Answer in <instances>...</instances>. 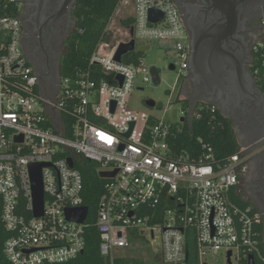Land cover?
<instances>
[{
    "label": "built area",
    "instance_id": "2783aa9c",
    "mask_svg": "<svg viewBox=\"0 0 264 264\" xmlns=\"http://www.w3.org/2000/svg\"><path fill=\"white\" fill-rule=\"evenodd\" d=\"M20 1L0 0V218L10 234L3 247L6 260L64 264L84 253L89 211L77 223L66 220L65 210L86 207L80 171L85 160L96 164L98 176L115 173L99 177L103 193L93 217L100 255L109 264L125 258L145 263L127 255L139 242L156 244L154 264H228V253L230 264H242L241 259L247 264L249 256L264 264L256 239L263 214L233 201V195H241L246 202L239 190L240 168L264 153V137L240 147L221 165L204 145L198 158L177 154L170 145L192 118L180 100L190 50L174 0H118L107 26L111 39L98 44L88 68L52 79L36 77L24 57L19 13L10 14L13 4L20 12ZM150 13L161 18L151 22ZM260 26L264 31V17ZM137 40L172 43L171 64L183 84L178 93L175 86L167 92L161 111L167 113L179 102L176 123L130 107L133 91L152 83L151 67L141 56L146 51L139 53L149 45L137 49ZM131 41L133 51L117 62L119 46ZM256 54L264 67V39L254 45L250 64L264 97ZM31 166H41L39 218L33 216ZM255 198L260 201L256 192Z\"/></svg>",
    "mask_w": 264,
    "mask_h": 264
},
{
    "label": "flooded vegetation",
    "instance_id": "af4514ba",
    "mask_svg": "<svg viewBox=\"0 0 264 264\" xmlns=\"http://www.w3.org/2000/svg\"><path fill=\"white\" fill-rule=\"evenodd\" d=\"M77 1V0H76ZM76 1L71 0H21L18 15L21 46L24 57L39 75H48L52 79L59 71L60 63L66 54V43L75 32L76 21L73 16ZM185 23L196 32L213 34L218 37L219 27L216 14H210L204 20L198 19L204 14L203 0H174ZM203 8V9H201ZM264 16V0H247L242 7L236 32L230 41L231 53L243 65L241 93L236 101H229L225 113L235 128V135L242 143H252L264 137V97L250 70L253 61V46L264 39L260 19ZM234 29V30H235ZM212 36V37H213ZM205 38L204 50L213 53V38ZM188 69V75H189ZM250 76V77H249ZM252 79V80H251ZM188 84V85H186ZM240 84V83H239ZM191 96L196 104L206 96L202 85H190L188 80L181 91ZM254 184L264 200V153H258L240 168V184Z\"/></svg>",
    "mask_w": 264,
    "mask_h": 264
},
{
    "label": "trees",
    "instance_id": "16d2710c",
    "mask_svg": "<svg viewBox=\"0 0 264 264\" xmlns=\"http://www.w3.org/2000/svg\"><path fill=\"white\" fill-rule=\"evenodd\" d=\"M118 0H77L73 12L76 21V29L66 43V54L63 57L59 72L63 77H73L78 71L88 68V62L99 43L109 42L111 34L107 31L111 17L115 11ZM18 9L11 5L10 14L16 16ZM254 67L258 69L260 75L264 74V67L260 64V58L256 54ZM261 91L262 89L259 88ZM183 108L189 111L187 102L183 103ZM198 116V117H197ZM63 119V116H62ZM171 147L177 154H185L191 158H198L205 153L203 145L211 148L214 163L223 164L226 160L240 150L234 129L230 119L222 116L219 110L212 111L205 104H196L192 112L189 124H185L182 131L176 134V138L171 141ZM80 171L83 176L84 205L89 211L87 219L88 229L85 237V250L77 259L64 264H109L99 252L100 240L96 229L93 228V217L97 208L99 198L103 193V184L96 173V164L83 160ZM233 201L239 207L251 206L245 202L241 195L234 196ZM169 206H171L169 204ZM159 208V212L162 211ZM1 211V204H0ZM257 242L264 255V244L262 243V225L257 227ZM10 234L5 230L0 218V264H10L3 253L5 241ZM187 250L191 258V249ZM245 264V259H241ZM113 264H144L142 261L129 258L117 259ZM256 264H261L256 261Z\"/></svg>",
    "mask_w": 264,
    "mask_h": 264
},
{
    "label": "water",
    "instance_id": "95a60500",
    "mask_svg": "<svg viewBox=\"0 0 264 264\" xmlns=\"http://www.w3.org/2000/svg\"><path fill=\"white\" fill-rule=\"evenodd\" d=\"M76 0H71V3ZM205 3L204 14L199 15L198 19L204 20L203 24L207 25L205 18L210 14H216L217 16V25L219 27L218 37L213 36V34H204L201 32L194 31L189 24H186L189 32V75L187 80L190 85H202L206 90V96L201 100L204 104L215 105L219 109L222 116L228 118L225 113V108L228 105L229 101H236L239 94L241 93L240 85L242 84V75L244 74L243 65L236 60V57L231 53L230 46L233 35L236 32V26L239 21V15L242 11L243 4L247 0H203ZM201 8V9H203ZM264 17V16H263ZM160 15L156 13H150L149 20L151 22H157L160 19ZM235 29V30H234ZM235 31V32H234ZM133 35V31H130ZM213 36V37H212ZM213 38V46L209 47L210 49L216 48L213 53L205 52L208 50L204 48L205 38ZM254 48V46H253ZM134 49V42L131 41L129 44H121L116 52L115 60L119 62L123 55H126L129 52H132ZM149 50V47H144L139 50V53ZM252 62V61H251ZM169 71H174V66L172 64L168 67ZM152 83L154 85L160 84L159 74L155 67H151ZM36 77L41 78H50L48 75H39L37 73ZM250 77V76H249ZM53 78H60V72L58 71ZM252 80V79H251ZM240 83V84H239ZM257 84V83H256ZM188 85V84H186ZM258 87V85H257ZM258 91L261 93L259 87ZM181 91V96H183L181 101H188L187 96ZM263 97V96H262ZM196 101H189V111L188 118H191L194 107L196 106ZM145 104L154 108L155 103L152 100H147ZM113 111V108H112ZM185 118L181 119V122H184ZM133 125H131L132 129ZM234 132L235 128L232 125ZM130 131L125 135L128 137L131 133ZM238 144L241 147L249 145H241V141L238 140ZM70 166H72L71 161H69ZM41 166H31L30 167V182H31V191L33 199V216L39 218L43 214V192H42V182L40 175ZM113 174L100 173L99 177L101 179L113 177ZM256 193L261 202V205L264 209V200H262L260 192L256 189ZM256 200V198H255ZM264 214L263 211H261ZM88 214L87 207H82L78 209H67L65 210V218L70 222L83 223ZM228 261L230 264V253H228ZM187 258V255H186ZM247 264H256L254 257L249 256Z\"/></svg>",
    "mask_w": 264,
    "mask_h": 264
},
{
    "label": "rangeland",
    "instance_id": "374dc122",
    "mask_svg": "<svg viewBox=\"0 0 264 264\" xmlns=\"http://www.w3.org/2000/svg\"><path fill=\"white\" fill-rule=\"evenodd\" d=\"M114 36V34H112ZM137 49L142 45H149V51L141 54L143 58V63L148 67H155L160 78V84L154 85L150 83L148 85H142L139 88L143 90L135 89L131 95L130 107L133 110H139L147 112L148 114L154 115L157 118L165 119L170 123H176L179 120V102L172 103V109L167 113H163L162 108L165 107L168 101L167 92L171 90L174 86L176 87V92L182 88L183 80L179 79L178 81L176 72L169 71L168 67L173 61V54L170 47L172 43L166 41H139L137 40ZM139 85V84H138ZM175 93L173 98L175 97ZM185 96V95H184ZM187 96V95H186ZM188 101L191 100V96H187ZM147 100H152L155 103L154 108L148 107L145 102ZM245 145L244 143H240ZM240 193L245 198L246 202L255 206L258 209V204L255 200L256 188L254 184H240L239 185ZM156 249V244L149 242H139L138 244L132 245L131 249L128 250L127 255L135 259H142L144 264H154L153 263V250Z\"/></svg>",
    "mask_w": 264,
    "mask_h": 264
},
{
    "label": "crops",
    "instance_id": "0c3cea01",
    "mask_svg": "<svg viewBox=\"0 0 264 264\" xmlns=\"http://www.w3.org/2000/svg\"><path fill=\"white\" fill-rule=\"evenodd\" d=\"M185 102H187L188 105H189V101H184V103H185ZM240 147H241V146H240ZM256 203L258 204V210L264 212V209H263V207H262V205H261V202L258 201V200L256 199ZM253 207H255V206H253ZM255 208H256V207H255ZM262 228H263V244H264V214H263Z\"/></svg>",
    "mask_w": 264,
    "mask_h": 264
}]
</instances>
